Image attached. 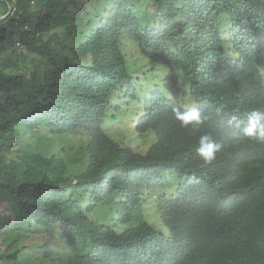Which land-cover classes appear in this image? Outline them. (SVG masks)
Wrapping results in <instances>:
<instances>
[{"label": "trees", "instance_id": "trees-1", "mask_svg": "<svg viewBox=\"0 0 264 264\" xmlns=\"http://www.w3.org/2000/svg\"><path fill=\"white\" fill-rule=\"evenodd\" d=\"M148 2L144 17L137 0H0V261L42 264L53 255L56 264H116L177 244L188 264H224L223 252L253 264L235 251L239 236L207 243L229 221L206 222L203 213L240 206L237 191L248 182L264 186V140L238 131L250 110L264 113V0ZM127 45L160 65L163 82L180 85V101L207 107L199 132L181 126L171 92L152 79L139 102L134 81L143 78L132 74L156 75L129 65ZM132 100L137 116L147 112L135 133L155 135L145 153L104 127ZM203 131L223 145L210 164L195 151ZM46 132L89 136L72 174L63 157L31 146ZM168 182L174 201L193 200L201 213L191 229L164 237L144 207H157L150 210L163 222L176 206L155 195ZM263 205L249 196L240 210ZM88 246L102 252L88 259Z\"/></svg>", "mask_w": 264, "mask_h": 264}, {"label": "clouds", "instance_id": "clouds-1", "mask_svg": "<svg viewBox=\"0 0 264 264\" xmlns=\"http://www.w3.org/2000/svg\"><path fill=\"white\" fill-rule=\"evenodd\" d=\"M163 75V74H162ZM164 76V75H163ZM157 78L152 79L154 83H156L160 89H163L162 84L164 87L168 89V92L163 89L165 94L169 95L171 92V99L174 101V107L172 108V113L174 118L180 121L182 127H191L193 132H199L204 124V120L206 119L205 113L207 111V107L202 104H196L192 106L193 103L189 101H180V90L179 86L171 85L169 83L161 81V83L156 82ZM151 80H147L144 78L134 81L136 87H140V94L138 96V100L141 103L142 100H146L144 96L146 95L147 91L151 87L149 82ZM180 84V83H178ZM143 86H147L144 88ZM147 89V90H146ZM167 96V95H166ZM131 106L127 112V123L122 126V128L131 129V135L135 134V136L144 135L147 131L151 132L153 135L152 143L155 142V135L150 129L145 130L144 132L135 133V127L138 125L139 119L141 116L147 114L144 112L137 116L140 112V104H136L135 101H130ZM119 113V112H118ZM115 113V117H116ZM113 117V118H115ZM231 116L228 119V124H230ZM107 130V129H106ZM108 131V130H107ZM241 131L242 134L246 137L257 139V140H264V113H261L258 110H250L247 113L246 123L238 129ZM109 135L110 132L108 131ZM76 134V133H74ZM234 136V131L230 133L229 137ZM110 137H112L110 135ZM113 138V137H112ZM141 138V136H140ZM82 142L79 145V149H81V153L79 158L81 157L84 147L82 143L89 139V136L86 134H82ZM115 139V138H113ZM116 140V139H115ZM117 141V140H116ZM118 142V141H117ZM221 141L214 137L213 133L210 131H203L198 136L197 144L195 151L197 155L201 158V160L205 164H210L216 159V154L221 150L222 144ZM147 147V149L151 146V144ZM119 145H121L118 142ZM122 146H129L135 152V148L128 144ZM139 151L140 153H145L147 151ZM78 160L76 161V167L78 164ZM69 168V167H68ZM76 169V168H75ZM74 169V170H75ZM74 170L69 168V173L72 174ZM170 182L167 183L166 186L159 189L155 196L159 197H169L172 199V195L174 194L175 190H173V186ZM251 197L252 201L254 198H264V186L257 181L248 182L240 187L237 191V197L240 199L241 204L237 208L233 209H225L219 207H208L204 209V213L206 216V222H211L215 219H227L229 221L228 230L226 233L220 237H213L208 235L207 236V243H214L218 241H225L229 238H234L239 236L242 239V244L240 247L235 248L236 252L244 258L247 262H252L256 264L260 261H264V205L256 212L249 211L247 207L245 210H240L241 206L246 205L247 197ZM163 200V199H162ZM173 205L176 206L174 210H171L168 213V216L164 217L163 222H161L156 214L153 213V210L150 208H157L153 206H145L144 211L148 210L147 219L156 226L157 232L164 235V237L168 236L169 234H175V232H184L192 227H194L200 220V208L197 202L190 200V201H179L176 202L172 199ZM164 203V202H163ZM168 212V210L166 211ZM58 243V239L55 240V244ZM167 248V249H166ZM102 251L100 249L88 246L87 247V257L88 259L96 257ZM139 253V252H138ZM218 258L224 263H231V264H242L241 261L234 258L227 252H223L221 254H216ZM119 260H116V264H132V262H136L135 264H188L189 255L184 248L183 245L171 244V245H162L160 249L157 251H153L152 254L147 256H139L136 253L133 256H123L119 257ZM49 260L53 261L51 264H56L54 260H56L55 256H50L49 258L46 257L42 264H50ZM0 263H4L0 261ZM7 264V263H4ZM32 264H35V260Z\"/></svg>", "mask_w": 264, "mask_h": 264}, {"label": "rangeland", "instance_id": "rangeland-1", "mask_svg": "<svg viewBox=\"0 0 264 264\" xmlns=\"http://www.w3.org/2000/svg\"><path fill=\"white\" fill-rule=\"evenodd\" d=\"M129 1L131 2V0ZM137 1V6L141 10L142 16L145 17L146 15L152 13L153 9L148 0ZM2 17H4V14L0 13V18ZM125 51L127 53L129 65H136L139 68V71L137 72H142L141 70L146 71L147 69H151V73H147L146 75L148 77L152 76V74L156 75L153 78H145L144 74L141 75L140 73H133L132 75L134 79H136L138 76H140V78H143V80L144 78H157L156 82L161 83V81L163 80L162 74H164L165 71L160 72V65L158 63L155 64L152 59L145 57V51L141 47H138L137 45H127ZM161 85L165 89V91L168 92V89L164 87V84L161 83ZM143 87L147 88V86ZM127 121V112H119L116 114L115 118L107 119L104 123V127L110 132V135L115 138L121 145H127L125 143H128L132 145L136 151H144L145 149H147L149 144L152 143V133L150 131H147L144 135L135 136V134H133L132 136L131 129L122 128V126H124ZM82 134L83 133H67L60 136L46 132L39 135H33L30 142L31 146L36 151L41 152L43 155H51L55 153L63 157L66 160L68 167L74 170L76 168L75 162L77 161V158L81 153V149H79L78 147L82 142ZM6 206L7 203L5 201H2L0 204V211L4 213ZM49 263L51 264L53 263V261L49 260Z\"/></svg>", "mask_w": 264, "mask_h": 264}]
</instances>
